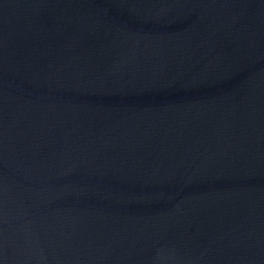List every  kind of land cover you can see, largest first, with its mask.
<instances>
[{
  "label": "water",
  "instance_id": "obj_1",
  "mask_svg": "<svg viewBox=\"0 0 264 264\" xmlns=\"http://www.w3.org/2000/svg\"><path fill=\"white\" fill-rule=\"evenodd\" d=\"M0 264H264V0H0Z\"/></svg>",
  "mask_w": 264,
  "mask_h": 264
}]
</instances>
